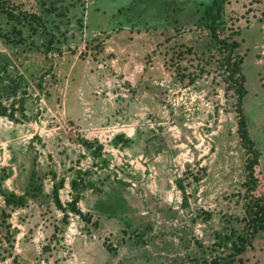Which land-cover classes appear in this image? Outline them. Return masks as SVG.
Returning <instances> with one entry per match:
<instances>
[{
	"label": "rangeland",
	"instance_id": "rangeland-1",
	"mask_svg": "<svg viewBox=\"0 0 264 264\" xmlns=\"http://www.w3.org/2000/svg\"><path fill=\"white\" fill-rule=\"evenodd\" d=\"M213 2L0 0V264H264ZM219 21L264 180V0H226Z\"/></svg>",
	"mask_w": 264,
	"mask_h": 264
},
{
	"label": "trees",
	"instance_id": "trees-1",
	"mask_svg": "<svg viewBox=\"0 0 264 264\" xmlns=\"http://www.w3.org/2000/svg\"><path fill=\"white\" fill-rule=\"evenodd\" d=\"M225 2L226 0H214V2L207 8L205 14V28L209 33L211 44L222 55L223 61L221 68L225 71L229 88L234 90L238 95V134L250 156L245 166L247 173L245 183L247 188L246 220L248 226L245 242L250 244L260 232L264 231V180L259 170L261 152L256 148L255 142L250 135L247 117L243 109V100L247 94L246 77L243 72V58L237 53L239 44L236 41H231L230 36L227 35L226 27L219 21L221 10L225 5ZM27 18L28 15L26 14V17H19L18 20L19 22H23L26 21ZM30 18H32V20H38V17L35 15H31ZM52 43L53 38H51V42L47 45L48 51L51 50ZM0 115L9 116L7 115L6 109H1ZM89 144L90 142L85 141V145L90 148ZM180 188L183 191L184 203H187L188 197L186 190L183 185H181ZM75 189L76 187L74 186V190ZM53 193L57 204L63 208L59 197L58 185L54 186ZM3 196L7 207L16 209L27 206L28 196L26 194L18 195L16 193H4ZM79 200L80 193L77 192L71 203V209L73 212L80 213V209L78 208ZM4 216L7 217L8 215L4 213ZM234 262L235 261L226 263L218 262L215 264H234Z\"/></svg>",
	"mask_w": 264,
	"mask_h": 264
}]
</instances>
